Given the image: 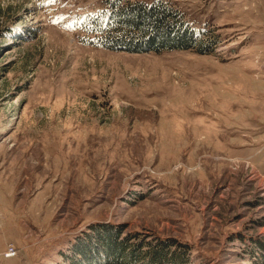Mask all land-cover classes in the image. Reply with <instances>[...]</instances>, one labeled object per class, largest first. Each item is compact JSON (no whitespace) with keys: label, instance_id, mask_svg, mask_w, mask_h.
Wrapping results in <instances>:
<instances>
[{"label":"rangeland","instance_id":"1","mask_svg":"<svg viewBox=\"0 0 264 264\" xmlns=\"http://www.w3.org/2000/svg\"><path fill=\"white\" fill-rule=\"evenodd\" d=\"M169 1L209 50L93 45L101 0H0V264H264V0Z\"/></svg>","mask_w":264,"mask_h":264},{"label":"trees","instance_id":"2","mask_svg":"<svg viewBox=\"0 0 264 264\" xmlns=\"http://www.w3.org/2000/svg\"><path fill=\"white\" fill-rule=\"evenodd\" d=\"M101 4L102 7L89 17L85 28L88 41L93 45L114 49L152 50L156 53L168 46L194 47L203 52L209 50L210 43L217 38V35L211 34L205 38L204 32L197 33L193 30L188 25L183 10L169 0H101ZM14 32L17 33L16 36L20 33L8 29L2 35L15 40L20 38ZM36 32L37 29L31 28L27 37L33 38ZM163 34L172 37L174 43L164 40ZM102 243L106 249L108 247L110 258L119 256L123 242L105 239ZM124 253L122 251L120 255L125 257Z\"/></svg>","mask_w":264,"mask_h":264},{"label":"built area","instance_id":"3","mask_svg":"<svg viewBox=\"0 0 264 264\" xmlns=\"http://www.w3.org/2000/svg\"><path fill=\"white\" fill-rule=\"evenodd\" d=\"M7 255H12V254H14L15 253V248H14V246H8L7 248H6V252H5Z\"/></svg>","mask_w":264,"mask_h":264},{"label":"bare ground","instance_id":"4","mask_svg":"<svg viewBox=\"0 0 264 264\" xmlns=\"http://www.w3.org/2000/svg\"><path fill=\"white\" fill-rule=\"evenodd\" d=\"M98 11V10H97Z\"/></svg>","mask_w":264,"mask_h":264}]
</instances>
